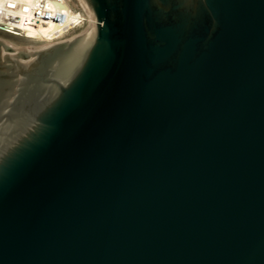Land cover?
Here are the masks:
<instances>
[{"label":"water","instance_id":"1","mask_svg":"<svg viewBox=\"0 0 264 264\" xmlns=\"http://www.w3.org/2000/svg\"><path fill=\"white\" fill-rule=\"evenodd\" d=\"M84 1L0 52V264H264V0Z\"/></svg>","mask_w":264,"mask_h":264},{"label":"bare ground","instance_id":"2","mask_svg":"<svg viewBox=\"0 0 264 264\" xmlns=\"http://www.w3.org/2000/svg\"><path fill=\"white\" fill-rule=\"evenodd\" d=\"M61 1V5L65 10V16L60 20V22L49 21L44 25L39 24L38 26H33V22H31V17L34 11V8L39 6L41 0H0V22L5 24H15L21 27L24 30H27L26 37H30V40L45 41L40 46H31V47H22L17 44H9L6 41L0 40L1 49L4 50L6 48L10 49L11 55L16 56H24L29 58H34L40 51L55 44L62 43V41H53V38L59 36L64 32L67 25L75 20L77 17L76 11L72 9L71 4L68 3V0H57ZM81 5L83 10L89 16V24L86 29V34L91 32L94 27V19L88 9L84 0H77ZM55 0H47L46 7L51 10H56L57 5L55 4ZM84 34L83 36H85ZM80 36L77 39L83 37ZM8 45H7V44ZM21 45V44H20ZM9 50V49H7ZM6 52V51H5ZM24 54V55H23Z\"/></svg>","mask_w":264,"mask_h":264},{"label":"built area","instance_id":"3","mask_svg":"<svg viewBox=\"0 0 264 264\" xmlns=\"http://www.w3.org/2000/svg\"><path fill=\"white\" fill-rule=\"evenodd\" d=\"M47 0H41L39 6L34 8L32 17H31V22H33V26H38L39 24L44 25L45 23L49 21H54V22H60L62 18L65 16V10L63 9L61 5V1L55 0V4L57 5L56 10H51L47 8L46 5ZM68 3L71 4L70 6L74 11L77 13V17H75V20L71 23H69L64 30L62 34L59 36L53 38V41L57 40H66L69 38V36L77 31L78 29L82 28L83 26L89 24V16L83 10L82 7H78L76 4L74 5L71 0H68ZM0 29L14 34V35H20L25 38H30L26 37L27 30L22 29L21 27L15 25V24H5L0 22Z\"/></svg>","mask_w":264,"mask_h":264},{"label":"rangeland","instance_id":"4","mask_svg":"<svg viewBox=\"0 0 264 264\" xmlns=\"http://www.w3.org/2000/svg\"><path fill=\"white\" fill-rule=\"evenodd\" d=\"M71 1H72V3L74 5L76 4L78 7H81V5L78 3L77 0H71ZM86 29H87V25H85L82 28L78 29L77 31L73 32L69 36L68 39H66V40H57V41H62V43H63V42H67V41H70V40H76L78 37L83 36L84 34H86ZM0 40L1 41L2 40L6 41L7 43L10 41L12 44H15V45L17 44L18 46H22V47L40 46L41 44H43L45 42V41H42V40L33 41V40H30L29 38H25V37L20 36V35H14V34L8 33V32H6V31H4L2 29H0ZM10 42H9V44L11 45ZM7 49H9V50H7ZM10 49H12V48H10V46H9V48H6L4 50L1 49L0 52H4V53H7V54H10ZM22 57H24V56H22Z\"/></svg>","mask_w":264,"mask_h":264}]
</instances>
